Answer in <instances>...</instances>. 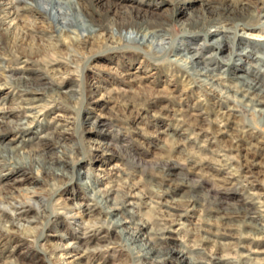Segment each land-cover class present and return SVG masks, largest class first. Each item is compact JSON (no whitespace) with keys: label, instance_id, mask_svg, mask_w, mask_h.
<instances>
[{"label":"rangeland","instance_id":"obj_1","mask_svg":"<svg viewBox=\"0 0 264 264\" xmlns=\"http://www.w3.org/2000/svg\"><path fill=\"white\" fill-rule=\"evenodd\" d=\"M75 1L77 10L70 15L66 5L59 6L70 28L79 13L100 36L76 35L81 40L68 43L54 35L39 7L30 10L23 2L17 3L26 9L17 31L15 21L8 31L0 27V154L15 156L29 149L31 160L45 159L68 174L40 168L23 172L1 161L0 196L23 210L20 223L34 231V238L12 224L6 210L0 224V264H145L108 229L99 208L78 218L71 215L78 205L92 206L91 190L97 189L112 191V199L121 194L123 219L131 216L148 222V228L165 227L164 249L204 261L212 256L234 264H264V252L237 255L231 237L220 240L219 249L212 241L218 226L214 217L221 215L225 202L251 199L264 215V114L204 84L173 54L196 48L207 56L206 67L225 75L219 81L232 85L240 75H255L264 88V65L256 68L238 54L237 46L241 42L250 56H264V0ZM11 5L0 0L1 10ZM224 5L242 8L250 18L221 23L236 34L224 33L230 38L217 49L205 32L193 30L192 22L210 7ZM130 15L160 36L166 34V50L126 33L117 35L112 20ZM214 25L207 31H214ZM32 101L41 107L27 109ZM19 123L26 129L17 130ZM170 149L175 152L169 163L175 168L158 185L160 180L151 181L152 176L158 175ZM187 153L194 160L202 158L203 167L186 180ZM190 183L197 184L196 201L185 209L181 205ZM27 197L39 201L44 212L24 203ZM238 224L230 226L233 235ZM249 243L264 251V233ZM176 254L165 255L158 264H185Z\"/></svg>","mask_w":264,"mask_h":264},{"label":"bare ground","instance_id":"obj_2","mask_svg":"<svg viewBox=\"0 0 264 264\" xmlns=\"http://www.w3.org/2000/svg\"><path fill=\"white\" fill-rule=\"evenodd\" d=\"M8 1L12 3L10 9H0V27L5 31L10 29L11 21H15V26H13V29H16L17 31V28L19 27L18 24H20L18 22L22 19L21 16L24 15V10H26L25 7H20L17 5V3L23 2L25 5L29 6L30 10L34 8L37 9V7H39V14H42L46 20H49L51 30L53 31L54 35L58 34L59 36L68 38V43H72L74 40L77 41L78 36L76 37V35H79L80 37H95L101 35V33L97 34L98 29L92 27L89 23L83 20L79 13H76L74 17L75 28H73V30L70 28V23L68 22L67 16L60 11L59 6L61 4L66 5L67 11L69 12L68 14L70 15V12L72 13L73 10H77V3L75 0H29L28 2L27 0ZM239 16L241 19L246 17L250 18V15L242 8L237 9L235 7H230L229 5H224L223 8L210 7L194 19L192 22V28L193 30L205 32V35L210 36L212 38L213 44H215L217 49H219L223 45L225 38H230L228 37V34L224 33H233L234 35L236 34L235 31L224 27L221 25V23L230 24L231 22L236 21ZM111 24L116 27L115 32L119 36H122V34L126 33L129 38L138 40L143 44L146 43L147 45L151 46H154L155 44L159 51L166 50V34H162L160 36L155 30L151 29L146 22L139 20L132 15L122 17L121 19H115V21L112 20ZM210 24H218L217 26L214 25L216 28L212 32L207 31V27ZM109 27L106 29V31H108ZM232 43H235V37L233 38ZM240 44L241 42H237V46L240 49V52L238 53L239 55H246L247 58H250L251 62H253V65L256 68L264 65L263 55L255 54L250 56L248 53H251V51L245 48L243 44ZM173 54L176 58H178V60H181H177L178 62H175H177L179 65H183L185 68H192V70L196 72V75H199V78H202L201 81L204 84L217 88L218 90L223 91L227 98L229 96L235 97L239 102H244L247 104V106H253L257 112L264 114V88L261 86V80H259L257 76L253 75L251 79L249 76L240 75V79L238 81L232 85H228L219 81L225 78V75H218L214 73L212 69L206 67L205 59H207V56L201 57L196 48L190 52H186L185 49H178V51L174 52ZM239 58H242V56ZM243 59L246 60V58ZM37 103V101L30 102L27 109L30 110L41 107V105ZM25 116L29 117V114ZM24 125L25 123H19V126L16 129L19 131L25 130L26 128ZM69 152L70 154H73L71 151ZM174 152V149H170V151L167 153V158L164 159L166 161L163 160V162H160L162 168H157L158 175H153L151 181L154 179H159L160 184L158 182L156 183L158 185L163 184V181L166 179L169 170L175 168L169 163V159ZM31 157L32 152L29 149L18 151V154L15 156H7L6 154L1 153L0 163L2 161L6 165L7 162H12L10 165L20 168V170L23 172L29 168H40L41 170H50L57 175L68 176L65 171L60 169V166L58 168H54L52 164L45 159L33 157V160H31ZM183 159L185 168L188 171L186 174H184V179L186 180L189 177V174L193 173L194 169H200V167H203L202 158L199 160H194L192 156L187 153L183 156ZM195 185L197 184L194 183L193 185L190 183L188 194L187 196L184 195L185 203H183L181 206L185 209H189L190 207L193 208L194 206V202L196 201V196L194 193ZM112 193L113 192L110 190H106L104 192H99L98 189L94 191L91 190L92 197L90 198L94 202L92 206L84 205L79 208L81 205H78L77 210L71 215L74 218H78V216H80L79 214L84 211L87 214H90L99 208V213L102 214V216H99L101 220L107 224L109 230L114 231L115 236L117 235L119 237L120 243L129 251V253L132 254V257L135 258L136 261L144 260L145 264H158L162 263L167 258L165 255L175 252L177 253V256L175 257L176 260L184 262L185 264H222L223 262L224 264L226 262L234 264V261L231 262L222 257L219 258L211 256L210 260L204 261L202 259L195 258L193 255H185L186 252L182 250H174L172 247H169V249H164L162 244H164L165 240L168 238V230L165 229V227L159 229L152 227L148 228V222L134 219L131 216H127L126 219H123L120 214H122V211L125 209V201L121 199V194L116 195L117 197L112 199ZM24 203H32L40 210V212H44L43 209H40L42 207L40 206V202L34 200L32 197H27ZM12 205L13 202L5 197L0 196V224L2 225L4 220L2 216H4L6 210H8L9 214L6 213V216L10 217L9 221L12 224H15V226L21 228L25 235L34 238V231L27 229L24 224L20 223V219L23 217V210L13 208ZM252 205H254V202L251 199L245 201L242 204H237L235 202H225L224 207L220 212L221 215L214 217V219L216 218L218 225L216 226L217 229L212 232L214 236L212 241L215 243L214 245L216 246V249H219L220 245H223L220 240L231 237L234 239L237 255L241 257H250V255L258 256L264 252L248 247V244H250L249 242L253 239V237H259L262 235V233H264V215L259 213L258 210L254 208V206L252 207ZM24 213H26V210ZM211 218H213V216ZM235 221L239 223L237 227L240 226V229L234 227L238 232L237 235H233V233L230 232L232 228L230 226H232V223Z\"/></svg>","mask_w":264,"mask_h":264}]
</instances>
